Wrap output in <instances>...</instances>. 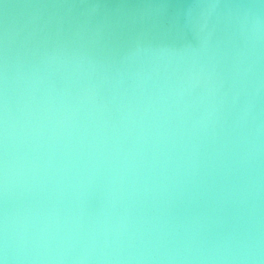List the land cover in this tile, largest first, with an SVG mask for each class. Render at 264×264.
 Returning a JSON list of instances; mask_svg holds the SVG:
<instances>
[{"label":"water","instance_id":"water-1","mask_svg":"<svg viewBox=\"0 0 264 264\" xmlns=\"http://www.w3.org/2000/svg\"><path fill=\"white\" fill-rule=\"evenodd\" d=\"M0 264H264V0H0Z\"/></svg>","mask_w":264,"mask_h":264}]
</instances>
